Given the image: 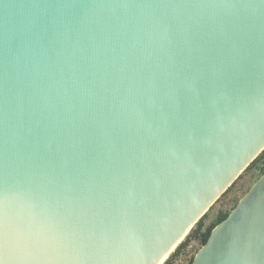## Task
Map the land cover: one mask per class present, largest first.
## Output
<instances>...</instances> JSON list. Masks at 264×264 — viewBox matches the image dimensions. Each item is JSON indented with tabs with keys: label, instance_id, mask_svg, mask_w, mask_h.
I'll return each instance as SVG.
<instances>
[{
	"label": "water",
	"instance_id": "95a60500",
	"mask_svg": "<svg viewBox=\"0 0 264 264\" xmlns=\"http://www.w3.org/2000/svg\"><path fill=\"white\" fill-rule=\"evenodd\" d=\"M264 151V0H0V264H160ZM192 264H264V174Z\"/></svg>",
	"mask_w": 264,
	"mask_h": 264
},
{
	"label": "rangeland",
	"instance_id": "374dc122",
	"mask_svg": "<svg viewBox=\"0 0 264 264\" xmlns=\"http://www.w3.org/2000/svg\"><path fill=\"white\" fill-rule=\"evenodd\" d=\"M259 175V170L244 172L233 188H231V190H229L226 195L222 196L219 201L211 208V210L207 212V217L205 218V227L210 226L213 221L218 218L219 212L221 210L232 211L236 201H239L241 198H243L245 194L253 187V185L260 178ZM185 240L186 238L182 242ZM180 245H178L173 250L168 259L177 252V249ZM201 248L202 245L199 241H192V243L179 254L178 258L176 259V264H191V260L194 258V256H196Z\"/></svg>",
	"mask_w": 264,
	"mask_h": 264
},
{
	"label": "trees",
	"instance_id": "16d2710c",
	"mask_svg": "<svg viewBox=\"0 0 264 264\" xmlns=\"http://www.w3.org/2000/svg\"><path fill=\"white\" fill-rule=\"evenodd\" d=\"M252 170H254V171L259 170V173H260L259 177H261L264 174V151L257 157V159L254 162H252V164L247 168V170L245 172L252 171ZM240 177H239V179H240ZM236 182L222 196L226 195L227 192L229 190H231V188H233V186L236 184ZM238 202L239 201H236L235 206L238 204ZM230 212H231L230 210H221L219 212L218 218L215 221H213V223L210 226H208V227H205V218L207 217V215H205L196 224V226L192 229V231L190 232V234L186 237V240L184 242H182V244L178 247L177 252L174 253L166 261L165 264H176V259L178 258L179 254L184 249H186L192 243V241H194V240L199 241L202 246L205 245L206 242L208 241V239H209V237H210L211 232L213 231V229L218 224H220L223 220H225L229 216ZM194 258H195V256H194ZM194 258L191 260V264L193 263Z\"/></svg>",
	"mask_w": 264,
	"mask_h": 264
},
{
	"label": "bare ground",
	"instance_id": "6f19581e",
	"mask_svg": "<svg viewBox=\"0 0 264 264\" xmlns=\"http://www.w3.org/2000/svg\"><path fill=\"white\" fill-rule=\"evenodd\" d=\"M173 252V251H172ZM170 255V254H169ZM168 255L167 256H165L162 260H161V262H160V264H164L165 263V261L168 259Z\"/></svg>",
	"mask_w": 264,
	"mask_h": 264
}]
</instances>
